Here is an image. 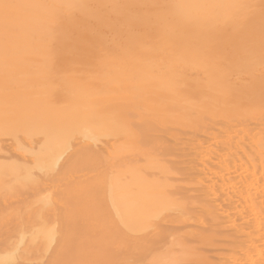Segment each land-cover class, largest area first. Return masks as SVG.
<instances>
[{
    "label": "bare ground",
    "instance_id": "bare-ground-1",
    "mask_svg": "<svg viewBox=\"0 0 264 264\" xmlns=\"http://www.w3.org/2000/svg\"><path fill=\"white\" fill-rule=\"evenodd\" d=\"M250 127L264 128V0H0V264H74L91 247L102 252L90 264H107L103 249L154 245L137 234L162 238L185 220L169 178L149 170L179 167L205 188L238 175L239 190L228 182L209 203L248 206L240 261L215 262L264 264V168L241 143ZM231 138L236 157L219 151ZM239 157L261 182L242 177ZM192 246L170 239L154 260L187 262Z\"/></svg>",
    "mask_w": 264,
    "mask_h": 264
},
{
    "label": "rangeland",
    "instance_id": "rangeland-1",
    "mask_svg": "<svg viewBox=\"0 0 264 264\" xmlns=\"http://www.w3.org/2000/svg\"><path fill=\"white\" fill-rule=\"evenodd\" d=\"M150 118V117H149ZM222 124V123H221ZM221 124H218V128H220L221 126H223V124L221 125ZM219 125H221V126H219ZM256 127V126H255ZM250 128H254V127H250ZM246 130H248V131H246ZM246 130L244 131V132H250V131H252L253 132V134H251V135H248V133H247V135L249 136V137H247L246 136V138L245 137H242V139L241 138H239V139H236V138H231L232 140H228V142L226 141V139H224V141H225V143L224 144H226V145H221V146H226L227 148L225 149H223L221 146V149L219 150V151H222V152H224V150L225 151H227V152H225V153H229V155H231L232 157L234 156V157H236L235 156V154L237 153V154H241L240 152V150H242V152H243V148L241 147V146H245V153L243 152V154H244V156H246L247 155V157H248V155L249 154H251V155H249V157L248 158H250V156L252 157V158H254V161H255V163H251V165L253 164V166H256L255 168L253 167V171H255L256 173L258 172V171H260V167L259 166H261V168H264V166L262 167V165H264V157H263V159H262V164L261 165H259L260 163H258V161H257V158L259 157V156H257V154L255 153V150H257L256 152L257 153H259L260 154V152H263L264 153V151H261V150H263L264 149V146H263V144H264V137H262V136H264V134H262V132L264 133V128L263 129H258V128H254V130H255V132H254V130H250L249 128L247 129L246 128ZM250 130V131H249ZM256 131H258V132H256ZM251 132V133H252ZM258 133V134H257ZM262 134V136H261V138H259L260 137V135ZM250 134V133H249ZM256 134V137L255 136H253V135H255ZM258 135H259V137H258ZM243 136H245V135H243ZM250 136L251 137H254V138H256L254 141H252V138H250ZM234 139H236V141L234 140ZM242 140V142L241 143H243V145L240 143V141ZM244 139H247V140H244ZM260 139H262V140H260ZM209 140L212 142V141H217L218 139L217 138H209ZM238 140V141H237ZM227 142V143H226ZM232 144H231V143ZM258 142V143H257ZM260 142V143H259ZM236 143L237 144H241V145H239V147L236 145ZM252 145V143H254L255 145H256V143L258 144V146H256V147H254L253 145L252 146H250V144ZM249 144V145H248ZM231 146H233V147H231ZM243 146V147H244ZM234 147H236L235 149H234ZM242 149H241V148ZM252 147H254V148H252ZM260 147V148H259ZM229 148V149H228ZM239 148V149H238ZM258 148H259V150H260V152H258ZM228 149V150H227ZM236 149H238V151L236 152ZM253 149H255V150H253ZM230 150V151H229ZM229 151V152H228ZM231 151H232V153H231ZM247 151V152H246ZM252 152V153H251ZM157 151H154V153L152 152V153H149L150 154V156L151 157H154L155 155H157ZM220 153V152H219ZM254 153V155L252 156V154ZM240 156V155H239ZM241 157V156H240ZM239 157V158H240ZM230 159H231V157H229ZM154 159H155V157H154ZM241 160H240V162H241V164L243 165H238L237 166V171H240L239 173H241V174H247V171H242V169L243 170H245V168H246V166L248 165L249 166V164H247L248 162L243 158H240ZM259 159V158H258ZM243 161H245L244 163H243ZM253 161V162H254ZM257 161V162H256ZM259 161V162H260ZM247 162V163H246ZM257 163V164H256ZM255 164V165H254ZM250 165V166H251ZM242 167V168H240V167ZM250 166L248 167L249 168V172H250ZM245 167V168H244ZM182 168H185V167H179L178 169L176 168L175 169V171L176 172H174L173 170H167V172L163 175L162 173H160V172H158L157 170H149V171H153V173L156 175V173L159 175V176H162V178H163V176L164 177H166L167 179H168V183H170V184H172L171 186H167L166 187V192H168V193H166L167 195H169L168 196V198L169 199H172L173 201H175V202H178L179 203V206L180 207H178V208H180V210L178 209V210H176L177 212H179V213H182V216L184 217V220H185V222H184V224L183 225H180V228H178L179 226H176V229L175 228H173V229H171L170 230V234L171 235H168V233H169V230H168V233L167 232H165V233H163V235H162V238H160L157 234H158V232L157 233H155V234H153L152 233V235H150L151 234V232H150V234L148 235V232L146 233V232H143V234L142 235H140V234H137V235H139V236H142V237H146V239H151V241H153L155 244V246L153 245V244H146V245H149V247H147V246H145V247H147L148 248V250H147V248H145L143 245V243H145V241L142 243V245L140 244L139 245V247H140V250H139V248H137L136 246H132V247H135V248H137L136 250H135V248H133L135 251H136V253H135V251L134 250H131L130 251V253L131 252H133V253H131V254H129L128 256H123V254L122 255H120V253L122 252H120V250H119V252H116L117 250H113V251H111V250H104L103 249V251H105L104 252V255L106 254V256H104V260L102 261V263H107V264H121L122 262H124V263H122V264H126V263H128V264H208V262H209V264H217V261H219L220 259V257H221V259L223 260H232L233 262H235V263H237L238 261H240L239 260V258H240V255H241V248H243V247H240V246H242L241 244H243V243H240V242H242V241H240V238L242 237L243 238V236H242V234L240 235L239 233H237L238 232V228H240V225H241V219H240V216L239 215H241L240 213L243 211V209L244 208H247L248 206L246 205V203H242L241 204V202L242 201H235V203H234V206H233V208L229 205V204H222L221 202H220V205L219 206H217V207H215V204H214V206H213V204L211 205L210 203L212 202V203H214L212 200L213 199H217V196H218V198L220 199V197L221 196H223L221 199V201H224V197H225V195H226V193H227V191L226 190H228V193H229V190L230 189H225V188H228V182H230V183H232L233 184V187H234V185H235V187L237 188H241V186H239V183L237 182V184L235 183L236 181H237V179H238V175L234 178H230L229 179V181L226 183V185H224L225 183H224V181L222 182V184L224 185V187H222L223 185L221 184V182H219V185L217 186V187H219V189L216 187V186H214L215 188H205V186L203 187V186H201V183H199L198 184V186L196 185L198 182H195L198 178H197V176L198 175H194V172H192L191 173V170L189 171L187 168H185L186 170H184V169H182ZM241 170H240V169ZM182 169V170H181ZM190 169V168H189ZM213 169H215V168H213ZM213 169H211L210 168V170H213ZM239 169V170H238ZM255 169V170H254ZM217 170V169H216ZM246 170H248V169H246ZM182 171V173L183 174H180V172ZM183 171H185L186 173H188V171L190 172V174L188 173L187 175L189 176V175H194L195 177H193V176H189V177H187V175H184V173L185 172H183ZM218 171H220V170H218ZM218 171H216V174H217V172ZM179 172V173H178ZM214 172H215V170H214ZM222 172H224V171H222ZM248 172V173H249ZM150 173V172H149ZM152 172H151V174H153ZM179 174V176H177V175ZM240 174V175H241ZM243 174V178L245 179V175ZM154 175V176H155ZM247 175H249V174H247ZM158 176V177H159ZM199 176H201V177H203L202 175H199ZM245 176V177H244ZM157 177V176H156ZM200 177V178H201ZM249 177L251 178V174L248 176V177H246L247 179H245L246 181H248V180H250L249 179ZM160 178V177H159ZM186 178H188V179H186ZM193 178V179H192ZM195 178H197L196 180H195ZM205 178V177H204ZM237 178V179H236ZM174 181H172V180ZM180 179V180H179ZM234 179V180H233ZM261 178L260 177H258V179H257V181H252V179L249 181L250 183H254V182H257V183H259V182H261L262 181V179L260 180ZM170 180V181H169ZM176 180V181H175ZM178 180L180 181L179 183H178ZM183 180V181H182ZM191 180H195L194 181V183H193V181H191ZM205 180V179H204ZM236 180V181H235ZM187 181V182H186ZM190 181V183L188 184V182ZM198 181H200V182H203V179H202V181H201V179L199 180L198 179ZM233 181H235V182H233ZM252 181V182H251ZM182 182V183H181ZM184 182V183H183ZM186 182V183H185ZM226 182V181H225ZM191 184V185H190ZM179 186V187H181V190L183 191H180L179 193H174L176 190H175V188H174V190L175 191H173V187L174 186ZM189 185V186H188ZM194 185V186H193ZM195 185L197 186V188L195 187ZM202 185H204V184H202ZM45 186V185H44ZM49 185H47V187H48ZM51 186V185H50ZM37 187V186H36ZM172 187V188H171ZM176 187V188H177ZM222 187V189L220 190V188ZM42 187H40V188H38L39 190L41 189ZM52 188V187H51ZM50 187H49V189L48 188H45V189H48V191L47 190H43L44 192L43 193H49V192H51V189ZM171 188V189H170ZM196 188V189H195ZM199 188V189H198ZM204 189V190H202V189ZM223 188H224V191H223ZM237 188V189H238ZM33 189H35V187L34 188H32L31 190L32 191H34ZM207 189L209 190V191H207ZM212 191H211V190ZM217 189V191L218 192H220V191H223V192H225V195H221V192L219 193L220 195H218V192H216L215 190ZM237 189H235L236 191V193H237V191L239 190H237ZM31 191V192H32ZM206 191V192H205ZM252 191V190H251ZM38 192H41V191H38ZM178 192V191H177ZM185 192V193H184ZM207 193V194H205V193ZM214 192V193H213ZM248 192H250V191H248ZM251 193V192H250ZM253 193V192H252ZM176 194H177V196H176ZM205 194V195H204ZM224 194V193H223ZM197 195V196H196ZM206 196V197H205ZM207 196H209V197H207ZM186 197V198H185ZM194 197V198H193ZM201 197V198H200ZM203 197V198H202ZM251 197H253V196H251ZM177 198H179V199H177ZM182 200H181V199ZM206 198V199H205ZM210 198V199H209ZM213 198V199H212ZM208 199V200H207ZM212 199V200H211ZM218 199V200H219ZM211 200V201H210ZM220 201V200H219ZM195 202H197L196 204H194ZM200 202H202V203H200ZM206 202H207V204L208 205H205L204 206V203L206 204ZM236 202H238L237 204H236ZM200 203V204H199ZM239 204V205H238ZM246 205L245 207H243L244 205ZM249 205V204H248ZM229 208H231L232 209V211H231V214L233 215V216H231V215H229L230 214V210L231 209H229ZM238 206V207H237ZM241 206L243 207V209H241ZM187 207V208H186ZM221 209H220V208ZM234 207H237V208H239L238 210H237V208L235 209V210H237L236 212H234ZM183 208H184V210H183ZM190 208V209H189ZM201 208H202V210H201ZM204 208V209H203ZM207 208V210H205ZM208 208H210V209H208ZM220 210H219V209ZM223 208V209H222ZM183 210V211H182ZM214 210V211H213ZM239 210H240V212H239ZM242 210V211H241ZM245 210V209H244ZM176 211H173V210H168V211H166V213L167 214H174V213H176ZM200 211V212H199ZM205 211H207V212H205ZM209 211V212H208ZM211 211L213 212V213H211ZM246 211H248L247 213H251V215H252V212L250 211V206H249V208H248V210L246 209ZM245 211V212H246ZM250 211V212H249ZM174 212V213H173ZM216 212V213H215ZM224 212V213H223ZM233 212V213H232ZM197 213V214H196ZM219 213V214H218ZM237 213H239V215L237 214ZM186 214V215H185ZM203 214V215H202ZM207 214H208V216H207ZM216 214V215H215ZM222 214V215H221ZM192 215V216H191ZM201 215H202V217H201ZM205 215V216H204ZM211 215V216H210ZM225 215V216H224ZM186 216V217H185ZM224 216V217H223ZM227 216H229V217H231V221L229 220V218H227ZM238 216V217H237ZM191 219H190V218ZM202 219H201V218ZM205 217V218H204ZM217 217V218H216ZM187 220H190V221H187ZM210 218V219H209ZM205 219V220H204ZM235 219H237V220H235ZM157 220V219H156ZM155 220V221H156ZM195 220V221H194ZM226 220V221H225ZM213 222H215V223H213ZM219 224H218V223ZM222 222V223H221ZM230 222V223H229ZM196 223H197V225H196ZM202 224V225H201ZM213 226H212V225ZM216 225H218V226H216ZM221 225V226H220ZM228 225V226H227ZM230 225H232V226H230ZM188 226V227H187ZM227 226V227H226ZM229 226H230V228H229ZM198 227V228H197ZM220 227V228H219ZM224 227V228H223ZM201 228V229H200ZM218 228V229H217ZM233 228V229H232ZM178 229V230H177ZM233 231H232V230ZM176 230V231H175ZM203 230V231H202ZM231 230V231H230ZM234 230H235V232H234ZM172 231H174V232H172ZM224 232V233H223ZM160 233V232H159ZM161 233V234H162ZM231 233H233V234H231ZM147 234V236H145ZM161 234H159V235H161ZM164 234H167V235H165V237H164ZM175 234V235H174ZM215 234V235H214ZM217 234V235H216ZM237 235V237H236V235ZM238 234L240 235V236H238ZM58 235V234H57ZM154 235H157L158 237H155ZM207 235V236H206ZM234 235V236H233ZM151 236H154L155 237V239L157 238L158 240H155V239H153ZM210 236H212L211 238H210ZM229 236V237H228ZM163 237H164V239H163ZM177 238V239H179L180 241H182L183 243H185V245L186 244H191L192 243V247H195L194 248V253H195V255H197V257L194 255V257H190V258H188V260H187V262L186 261H183L182 263L181 262H179V261H176L177 263H175L174 261H169V260H167L166 258H168V257H166V258H164V260L165 261H159V260H154L155 259V257H158V255L160 254V253H162L163 251H164V246H166L167 245V243L170 241V239L172 240L173 238ZM170 238V239H169ZM208 238V239H207ZM210 238V239H209ZM164 240V245L163 246H161L160 245V243H161V240ZM162 240V241H163ZM175 240V239H174ZM173 240V242L174 243H172L173 245V247H172V250H173V253L175 252V251H177L178 250V248H179V246L178 245H176V242H177V240L176 241H174ZM221 241V242H220ZM224 242V243H223ZM236 242V243H235ZM239 242V243H238ZM156 243H158V245L156 244ZM166 244V245H165ZM226 244V245H225ZM251 244V243H250ZM176 246V247H175ZM235 246V247H234ZM141 247H144L145 249L143 250ZM239 247V248H238ZM92 248V249H91ZM89 250H90V252H89V250H88V252H89V256L86 254H84V256H82V257H79L78 259L79 260H76V264H90V262L92 261V260H90L92 257H91V254L93 253L94 255H92L93 257L95 256V252H96V250H97V252H98V254L100 253V252H102V250L99 248V251H98V249H96L95 250V248L93 249V247H91ZM98 248V247H97ZM200 248V249H199ZM232 248V249H231ZM130 248H128V249H126L127 251L129 250ZM132 249V248H131ZM228 249V250H227ZM234 249V250H233ZM123 251V252H126V253H128L127 251ZM142 250V251H141ZM221 250V251H220ZM106 251H107V253H106ZM139 251H141V252H139ZM50 252V251H49ZM49 252H48V254H49ZM87 252V253H88ZM109 252V253H108ZM122 252V253H123ZM234 252V253H233ZM33 253V254H32ZM41 255L42 253H41V251H32V252H30V254L32 255V256H35V257H39L40 255ZM118 253V254H117ZM141 253V254H140ZM47 253L45 254V256H44V258H43V260L47 257V255H48ZM108 254H113L112 255V257L110 256V255H108ZM137 254V255H136ZM235 254V255H234ZM117 255V256H116ZM120 255V256H119ZM127 255V254H126ZM136 255V256H135ZM220 257H219V256ZM223 255V256H222ZM107 256H110V258H108ZM116 256V257H115ZM121 258H119V257ZM207 256V257H206ZM231 256V257H230ZM89 257H90V259H89ZM115 257V258H114ZM118 257V258H117ZM125 257H128V259L129 258H131L132 257V259H129V261H128V259L127 258H124ZM208 259H206V258ZM209 257V258H208ZM105 258H108L107 260L105 259ZM195 258V259H194ZM218 258V259H217ZM84 259V260H83ZM90 261H89V260ZM110 259V260H109ZM118 260V259H120L119 261H121L122 259L124 260H122L121 262H119V261H116V260ZM169 259V258H168ZM212 259V260H211ZM214 259V260H213ZM215 259H217V261L215 262ZM109 260V261H108ZM114 262H113V261ZM150 260V261H149ZM191 260V261H190ZM211 260V261H210ZM37 261V262H36ZM38 259H36V260H33V261H31L29 264H38ZM116 261V262H115ZM128 261V262H127ZM237 261V262H236ZM89 262V263H88ZM113 262V263H112ZM126 262V263H125ZM74 263V264H75ZM91 264H95L94 263V261L91 263ZM219 264V263H218Z\"/></svg>",
    "mask_w": 264,
    "mask_h": 264
}]
</instances>
